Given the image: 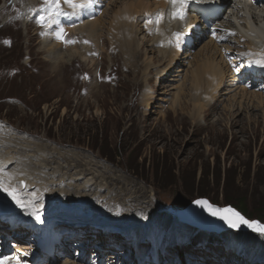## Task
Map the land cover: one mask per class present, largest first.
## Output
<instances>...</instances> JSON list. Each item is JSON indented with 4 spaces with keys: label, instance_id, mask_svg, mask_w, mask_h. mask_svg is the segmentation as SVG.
I'll use <instances>...</instances> for the list:
<instances>
[{
    "label": "rangeland",
    "instance_id": "1",
    "mask_svg": "<svg viewBox=\"0 0 264 264\" xmlns=\"http://www.w3.org/2000/svg\"><path fill=\"white\" fill-rule=\"evenodd\" d=\"M39 4L38 0H0V137L14 135V139L43 145L47 150L53 148L65 157L69 166L83 172L85 179L93 176L94 180L91 190L82 187L72 192L66 190L67 200L88 207L65 205L63 209L69 220L56 222L58 226L84 223L80 226L90 228V239L84 242L80 238L83 240L78 242L80 245H67L62 255L48 254L43 262L62 264L63 256L68 255L72 262L88 264L84 260L98 262L107 259L109 253L120 251L122 257L114 264H203V258L195 253L203 251L214 262L225 258L221 264H251L248 259L264 264V234L251 231L216 234L177 220L179 209L196 198L206 197L219 206L237 207L248 219L264 222V133L260 124L247 122L248 114L258 113L256 110L264 108V104L251 108L246 99L227 100L229 94L225 92L230 83L227 80L219 94L218 109L212 113L206 110V115L204 111L200 120L192 118L191 105L185 98L182 111L178 104L172 105L175 93L182 86V73L190 68L192 54L212 33L219 32L218 23H211L206 35L187 49L184 54H188L187 58L169 72L161 73V62L145 67L146 57L157 61L156 52H150L152 46L141 45L133 62L137 66H132V72L126 75L113 64L108 50L109 36L104 33L97 40L72 36L73 43H61L57 48L65 53L71 47L80 48L83 60L75 57L73 63L64 59L62 64H57L60 60L47 51L49 46L41 39L60 42L56 33L63 28L58 25L62 14H54L55 22L51 26L44 24V32L39 36L40 27L35 21ZM67 7L72 8L68 3ZM98 16L99 13L94 17ZM108 17L105 15L104 20ZM155 47L153 50L160 48L159 44ZM145 49H148L146 54ZM126 64L122 60L120 65ZM240 68L242 63L233 71L238 79L247 77L244 80L247 90L264 89L263 75L250 73L249 67ZM176 73L180 76L174 77ZM142 82L143 88L133 96ZM260 97L264 100V91ZM238 101L241 106L237 109ZM229 103L233 105V117L241 120L234 127L228 123L227 112L222 110ZM256 118L260 119L257 115ZM17 149L23 151L21 147ZM31 164L39 165L40 157ZM48 181L59 185L63 178L52 172ZM66 182L68 186L79 187V182ZM99 182L106 188L100 190ZM98 202L102 204L99 206ZM116 203L124 213L142 216L126 224L110 213L98 214L103 205L110 204L112 209ZM90 220L98 225L91 227L87 224ZM105 222L110 229L104 226ZM147 222L149 228L142 226ZM136 227L146 238L138 243V255L132 241L135 233H127ZM23 229L5 231L2 225L0 240L18 238L14 235ZM66 231L67 235H73ZM94 232L108 234L111 242L108 246L114 250H104L103 257H98V248L93 244L99 239L91 238ZM2 235L7 236L6 240ZM34 235L30 238L42 240L40 230ZM58 239L72 243L68 236ZM116 240L123 243L117 245ZM24 243L33 245L31 241ZM231 244L240 250L239 254L232 250ZM99 248L103 249L102 245Z\"/></svg>",
    "mask_w": 264,
    "mask_h": 264
},
{
    "label": "bare ground",
    "instance_id": "2",
    "mask_svg": "<svg viewBox=\"0 0 264 264\" xmlns=\"http://www.w3.org/2000/svg\"><path fill=\"white\" fill-rule=\"evenodd\" d=\"M40 1L42 0H38V4ZM75 2L77 4L86 3L87 6L68 9L64 6V1L59 0V8H57L56 0H52L47 4L40 3L35 9V16L38 22L42 23L40 21V16H44L46 21L48 14L62 12L64 15L60 21V25L64 26V40L73 41L74 38L72 36L78 39L87 38L90 40L91 38V40H97L103 33L109 36L110 44L108 50L112 62L115 66L121 67L126 75L132 72V66L135 68L137 66V63L133 62L141 45L143 47L149 45L155 49V45L159 44V49H149L151 53L156 52L157 61H155L154 57H146L143 60V64L146 67L150 66L152 63L161 62L163 65V67L160 68L161 73L169 72V70H172L176 65H179L182 59L184 60L187 58L188 54L186 53V55H184L187 49L206 35L208 30L207 25L210 24V22L220 21L222 19L220 17L225 13V7H228L229 11L227 12L225 21L219 22L220 31L213 33L211 38L202 42L192 54L191 61H188L190 68L182 73L184 83L182 82L181 88L175 93V100L172 105L175 103L178 104L182 111V109L185 108L182 103L184 102L183 98H185V102L191 105L190 114L192 118L200 120L201 117L204 116V111L206 115V110L212 113L218 109L220 103L219 94L223 91V87L227 80L230 82L225 92V94H229L227 100L231 99L232 101L235 97L239 99L243 98L246 99L247 105L249 103L251 108L257 107L259 104H264V100L260 97L264 89L258 88L257 90H260V92L247 90V82H244V80H247L246 76L243 75L244 80L238 79L237 73L233 71L236 66L244 62L246 67L251 68L252 74L264 75V64L256 62L264 60L263 0H251L250 6H242L237 3L236 0H219L213 6H205L194 0H186L183 8L184 19L183 17L181 18L174 15L176 12L175 8L178 9L179 5L174 6L170 3V0H113L112 2L95 0V3H97L96 5L103 2L101 5L104 8H97L100 15L88 21H83L82 18L92 16L91 12L95 10L93 3L90 4L89 0H75ZM219 7L222 13H219L217 17L213 12ZM107 14L109 17L108 20L105 21L104 17L105 15L107 16ZM157 19H159V22H157ZM76 21H80V24H76ZM37 25L39 26V24ZM236 25H239L241 30L238 29ZM97 27H99V31ZM103 28L105 30H103ZM148 32L150 33L149 35ZM41 33L42 28L40 27L38 34ZM177 33L180 35L177 36ZM140 34L141 36H139ZM247 35H250V37ZM41 40L44 44L49 46L47 51L51 52L53 55L55 54L58 60H60L57 64H62L64 59H71L73 63L75 62V57L82 58L81 60H83L82 52L79 51L81 50L80 48L74 46L70 48L69 52L67 51L65 53L59 51L57 48L61 43H65L63 40L59 39L60 42L45 38ZM95 43L96 45L98 44L97 41H95ZM177 44L179 46H177ZM240 47H243V49H240ZM235 49L242 54H236ZM147 50L148 49H145V54ZM68 54L69 58L67 57ZM242 56H244V58ZM122 60L126 61L127 64L120 65ZM51 65H53V63H50V66ZM157 65L160 67L161 64ZM177 69L178 71L180 70V68ZM59 71H61V67ZM173 76L179 77L180 75L176 73ZM142 88L143 82L140 86L136 87L133 96ZM163 93H166V91ZM186 96L189 97L187 99L191 98L190 102L186 99ZM237 105L238 109L241 103L238 101ZM232 107L233 105L230 103L228 105L225 104L222 110L227 112L229 116L228 123L230 126L234 127L241 124V120L239 121L238 117H233L235 113L231 112ZM256 111L258 113H254L251 116H249L250 113L248 114L247 122L249 124L253 122L260 124L261 131L264 133V108L261 106ZM256 115L260 119H257ZM201 123L204 122L201 121ZM15 137L14 135H10L7 138L0 137V183L14 190L16 195L24 201L25 207L18 205L7 192L0 188V228H2V225H5L6 228L12 226L15 230H20L22 227H24V229L23 232L18 235H14L15 232L13 233V235L18 238L13 240L8 239L5 245L0 242V249H2L3 253L6 255L12 254L15 251L16 253L13 254L16 257L15 264H45L43 260L49 255H55V251L58 253L63 251L65 244L76 246L80 245L78 242H82L83 240L86 242L87 238L90 239V228H83L80 226L81 224H86L70 222L71 226H58L56 222L69 220L67 219V213H65L63 209L65 205L88 207L87 205H79L78 202H70L67 200L66 190L72 192L74 189L80 187L91 190L94 180L93 176L85 179L83 172L69 166L65 161V157L56 152L55 149H49L52 151L47 153L49 150L43 148V145L40 147L36 143L31 144L24 139L22 141L21 139H14ZM18 147H21L23 151H19L17 149ZM29 157L33 159L29 160ZM38 157H40V164L36 166L32 165V161ZM52 167L53 171L51 170ZM76 167L78 168L77 165ZM52 172L57 173L59 178H63V182L58 185L48 181V178L52 176ZM21 181H23V184ZM66 181L72 184L79 182V187L73 185L68 186ZM105 188L106 186H103L102 183L99 182V189L102 190ZM50 190H54L55 194H51ZM36 197H39V199H36ZM48 197L50 199H48ZM29 202H31V204H29ZM98 204L100 206L102 203L98 202ZM99 206H97V211L99 210ZM105 207L107 208L105 209ZM109 207L110 204L103 205L100 208L101 210L98 211V214L110 213L116 220L126 224L133 223L142 216L140 214L133 215L127 214V212L124 213L123 209L118 208L117 203L112 209ZM153 213L154 212L151 213V216ZM62 214L64 215L61 216ZM6 218L9 219L8 222ZM90 221L91 222L87 224L91 225V227L98 225L97 221ZM36 223H39L44 230L43 239L39 241V244L36 240L29 237L33 235L30 231H34L32 226ZM100 224L104 223L101 222ZM104 226L108 229L111 228L107 223ZM142 226L149 228L150 222L144 223ZM28 227L31 229H28ZM137 230H139V227H136L134 231L127 230V233L130 235L135 233L132 236V241L133 246L136 248L138 243L146 240L143 234ZM65 231L73 232V235H67ZM157 232L159 233L160 230H157ZM3 233L4 232H2V234ZM111 233H114V231H111ZM93 234L94 236L91 238L99 239L98 242L93 244V247L98 248V257H103L101 252H104V250H114L113 246H108V242H110V236H108V234L105 235L101 232L98 234L94 232ZM55 235L57 238H55ZM61 236L70 237L72 243L71 240L62 242L58 239ZM2 238L6 240L7 236L2 235ZM159 238L162 240L166 239L165 236H159ZM25 241H31L33 245H27L24 243ZM101 242H103V244H100ZM116 242L118 243L117 245L123 243L118 240H116ZM25 245L28 247L23 249L22 246ZM99 245H102L103 249L99 248ZM231 248L237 250V254H239L240 250L234 245L231 244ZM7 249L9 250L7 251ZM37 249L39 250L37 251ZM31 250L34 253L37 251V253L32 256L27 255ZM195 253L203 258V264H221L225 259L223 258L222 261L214 262L209 258L208 253L203 251ZM121 254L120 251H115L109 253L106 256L107 259L103 258V260L98 262H90L89 260L84 261H88L91 264H114L117 259L122 257ZM232 257L235 261L236 255L232 254ZM63 258V263L65 264H79L72 262L68 255L63 256ZM248 261H251V264L258 262L253 261V259H248Z\"/></svg>",
    "mask_w": 264,
    "mask_h": 264
},
{
    "label": "snow or ice",
    "instance_id": "3",
    "mask_svg": "<svg viewBox=\"0 0 264 264\" xmlns=\"http://www.w3.org/2000/svg\"><path fill=\"white\" fill-rule=\"evenodd\" d=\"M64 2L68 3L73 8H77V7L82 8V7L87 6L86 3L77 4L75 2V0H64ZM89 2H90V0H89ZM170 3L173 4L174 6L179 5V7H178L177 11L174 13V15L182 18L183 17V8H184V5L186 3V0H170ZM56 7L59 8V0H56ZM40 21L42 23L45 22V17L40 16ZM54 22H55L54 16L52 14H49V17L47 20L48 26H51ZM157 22H159V19H157ZM176 35L179 36L180 34L177 33ZM56 38L63 40L65 43H73V41L64 40L63 28H61L56 33ZM177 46H179V45L177 44ZM256 62L264 64V60H260V61H256ZM0 188H2L5 192H7L12 197V199L16 201V203L18 205H20L21 207H25L24 201H22L16 195L14 190H11L8 187L4 186L3 183H0ZM36 199H39V197H36ZM195 203L205 207L212 216H216V217H219L220 219L224 220L228 224V226L231 228L238 229L241 226L246 225L250 228H253V230H255V231L264 233V225H261L257 221H250V220L246 219L243 215H241L239 212H237L235 209H233L230 206L226 207V208H218V207H215L212 204H210L207 200H196ZM29 204H31V202H29ZM33 214H35V213H33Z\"/></svg>",
    "mask_w": 264,
    "mask_h": 264
},
{
    "label": "water",
    "instance_id": "4",
    "mask_svg": "<svg viewBox=\"0 0 264 264\" xmlns=\"http://www.w3.org/2000/svg\"><path fill=\"white\" fill-rule=\"evenodd\" d=\"M196 200H207L210 204L218 208H226L230 206L233 209H235L237 212H239L241 215H243L241 211H239L236 207L232 206L231 204L219 206L215 203L210 202L209 199L206 197H199L187 203L183 208L178 210L179 215H177L178 218L177 220L179 222L185 223L191 227H194L200 231H205V232L222 233L224 231L234 230V231H242V232L251 231L255 233L264 234L255 231L253 230V228H250L246 225L241 226L238 229L231 228L224 220L220 219L219 217L212 216L205 207L196 204L195 203ZM243 216L246 219H248L245 215ZM248 220L257 221L261 225H264V222H261L257 218L248 219Z\"/></svg>",
    "mask_w": 264,
    "mask_h": 264
},
{
    "label": "trees",
    "instance_id": "5",
    "mask_svg": "<svg viewBox=\"0 0 264 264\" xmlns=\"http://www.w3.org/2000/svg\"><path fill=\"white\" fill-rule=\"evenodd\" d=\"M103 156H105V155H103ZM237 208V207H236ZM201 233V232H200Z\"/></svg>",
    "mask_w": 264,
    "mask_h": 264
}]
</instances>
